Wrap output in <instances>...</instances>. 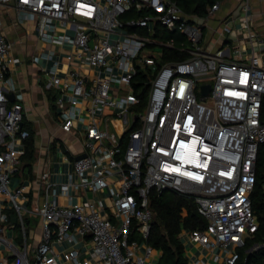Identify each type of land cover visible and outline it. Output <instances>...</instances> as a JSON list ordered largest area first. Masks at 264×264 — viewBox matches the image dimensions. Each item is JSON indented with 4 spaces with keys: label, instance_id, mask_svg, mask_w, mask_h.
Masks as SVG:
<instances>
[{
    "label": "built area",
    "instance_id": "obj_1",
    "mask_svg": "<svg viewBox=\"0 0 264 264\" xmlns=\"http://www.w3.org/2000/svg\"><path fill=\"white\" fill-rule=\"evenodd\" d=\"M220 6L219 0L200 16L177 0H0V9L14 11L16 24L33 22L41 41L81 47L61 70L50 49L33 57L54 61L42 68L44 88L57 91L60 127L82 133L86 154L72 160L66 182L41 176L45 198L32 212L44 231L34 264H53L52 242H77L76 235L89 247L85 257L78 248L64 253L73 264H159L147 242L152 191L192 198L207 226L188 236L222 250L215 261L237 264L246 237L259 227L251 195L264 144V38L245 12L243 29L259 51L236 61L207 50L202 28ZM2 30L0 16V194L26 235L25 187L9 186L30 136L23 128L24 94L8 74L22 60ZM163 31L183 33L192 48L161 41ZM229 31L225 24L221 34ZM157 47L188 55L159 65ZM139 71L146 75L142 81ZM2 222L0 215V240L6 241ZM13 254L15 264H31L26 247Z\"/></svg>",
    "mask_w": 264,
    "mask_h": 264
},
{
    "label": "crops",
    "instance_id": "obj_2",
    "mask_svg": "<svg viewBox=\"0 0 264 264\" xmlns=\"http://www.w3.org/2000/svg\"><path fill=\"white\" fill-rule=\"evenodd\" d=\"M220 2V9L203 26V28H208V36L203 42L205 48L216 53L220 51L225 58L236 61L246 59L253 52H258L259 47L251 45L247 39L242 18L245 12L251 15L253 31L259 37L264 38V0H220ZM0 16L3 19L2 31L14 44L13 54L22 60L12 64L8 74L24 94L23 124L30 125L34 131L35 160L31 171L25 166L26 162L23 158L20 159L18 169L9 183L12 190L20 186L25 187L24 195L27 198L25 204L29 210L25 214L27 218L26 235L22 228L15 226L18 220L14 222L11 218L15 212L6 197L0 194V215L3 217L4 227L2 236L6 239V241L0 240V264L5 262L15 264L14 249L26 247L29 258L32 257L35 260V251L42 241L43 220L32 212L45 198V188L41 184L42 174L47 172L53 182H66L72 171V160L82 153V133L80 131L69 133L61 129L55 106L56 99L53 101V97L57 96V91L44 88V79L41 77L42 68L51 69L54 61L41 59L39 63H36L33 57L43 53L45 49H50L54 51L55 59L58 60V69L61 70L64 68V63L68 61L67 57L74 50H81V47L75 48L70 42L61 46L41 41L35 32L34 23L16 24L12 10L2 7ZM225 24H228L230 31L221 34ZM57 27L73 37L70 29L64 28L61 24H57ZM57 75L63 76V73L59 71ZM81 127L82 125L79 126L80 129ZM67 148H70L69 152ZM23 150L25 151V146ZM74 201L79 200L74 198ZM61 202L64 200L61 199ZM188 231V229H183L180 234L188 264H222L214 259V255L222 254V250L210 251L200 246L188 236ZM76 237L77 242L69 239L52 242L53 264H73L64 258V253L74 248L81 251V257L87 256L88 239L81 238L79 235ZM156 251L160 257L162 252Z\"/></svg>",
    "mask_w": 264,
    "mask_h": 264
},
{
    "label": "trees",
    "instance_id": "obj_3",
    "mask_svg": "<svg viewBox=\"0 0 264 264\" xmlns=\"http://www.w3.org/2000/svg\"><path fill=\"white\" fill-rule=\"evenodd\" d=\"M177 1L184 10L205 16L208 6L215 4L219 0ZM187 55V53L180 52L177 49H164L162 59L158 64L161 65L168 61L182 59ZM145 77L144 72H138L140 81ZM55 99L56 96L53 97V101ZM262 119L264 120V104L262 107ZM23 128L29 130L30 136L24 142L25 151L21 159L23 158L26 162L25 166L31 171L32 163L35 160L34 131L30 125L23 124ZM256 175L251 198L253 209L259 220V227L253 235L246 237L245 245L239 249L240 257L237 264H264V144L259 146ZM150 205L154 216L147 242L156 250L162 252L159 264H188L180 234L183 229H204L207 226L206 219L198 213L195 201L190 197L173 191H165L162 194L152 191ZM24 223L26 226V216L24 217ZM15 226L20 229L22 227L19 221Z\"/></svg>",
    "mask_w": 264,
    "mask_h": 264
},
{
    "label": "rangeland",
    "instance_id": "obj_4",
    "mask_svg": "<svg viewBox=\"0 0 264 264\" xmlns=\"http://www.w3.org/2000/svg\"><path fill=\"white\" fill-rule=\"evenodd\" d=\"M30 27L32 28V23L30 24ZM202 32L204 34V40H205L207 38V36H208V28L207 27L202 28ZM171 38L175 41V43L184 42V45L186 47H191L192 48V45L188 42V39H187L186 35H184L181 32H173V33H170L169 31H166V32L161 33V35H160V40L163 41V42H167ZM204 40L202 41V44H203ZM157 53L163 54L162 47H157ZM197 92L199 93V91H197ZM30 260H31V264H34L35 263L34 258L30 257Z\"/></svg>",
    "mask_w": 264,
    "mask_h": 264
},
{
    "label": "water",
    "instance_id": "obj_5",
    "mask_svg": "<svg viewBox=\"0 0 264 264\" xmlns=\"http://www.w3.org/2000/svg\"><path fill=\"white\" fill-rule=\"evenodd\" d=\"M203 90H204V94H208V92H209V90H210V85H204L203 86ZM9 97H10V99L11 100H14V95L13 94H9ZM86 156V154H80V155H78L77 157H76V159H81V158H83V157H85ZM12 220L14 221V222H16L17 221V214L16 213H14L13 215H12Z\"/></svg>",
    "mask_w": 264,
    "mask_h": 264
}]
</instances>
